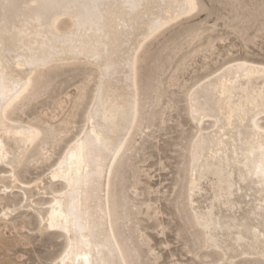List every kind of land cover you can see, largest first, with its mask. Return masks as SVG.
I'll return each instance as SVG.
<instances>
[{
    "label": "rangeland",
    "instance_id": "obj_1",
    "mask_svg": "<svg viewBox=\"0 0 264 264\" xmlns=\"http://www.w3.org/2000/svg\"><path fill=\"white\" fill-rule=\"evenodd\" d=\"M197 3L198 11L148 39L137 57V117L108 190L114 236L126 264H220L229 246L211 217L245 205L227 207L229 189L218 179L219 166L201 172L190 204V146L197 128L187 94L226 61L264 64V18L251 27L249 40L243 39L246 23L238 22L244 11L249 18L259 14L264 0ZM97 79L92 63H49L32 74L30 86L9 108L13 123L34 126L38 136L24 154L21 135L4 138L9 152L0 161V264H59L65 233L42 218L64 182L53 180L50 169L82 128ZM211 121L205 118L202 127ZM214 185L220 187L217 198ZM206 241L220 247H204ZM234 264H264V255H238Z\"/></svg>",
    "mask_w": 264,
    "mask_h": 264
},
{
    "label": "bare ground",
    "instance_id": "obj_2",
    "mask_svg": "<svg viewBox=\"0 0 264 264\" xmlns=\"http://www.w3.org/2000/svg\"><path fill=\"white\" fill-rule=\"evenodd\" d=\"M90 2L0 0V69L5 74L4 83L0 85V161H5L9 152L5 137L21 135L26 140L23 154L37 139L38 130L32 125L13 123L8 110L30 86L32 74L39 67L72 60H82L96 66L98 79L84 124L50 169L51 178L56 175L64 185L53 193L42 219L51 227L49 220L54 218L59 222L61 217H67L75 202L76 211L82 214L86 225L99 228L100 239L80 244L72 252H68V233L64 232L66 243L59 255V264H126L114 236L108 201L114 163L105 154L103 159L108 161L106 167L110 175L106 173L102 183L99 178L93 180L89 175L92 166L86 152H81L82 145L78 142L83 140L86 144L94 133L99 143H105L110 148L117 144L124 146L137 117V57L148 39L189 14L184 10L185 0H144L146 7L135 10L121 5L136 0H99L106 5L102 9L103 18H100L91 8L84 7ZM44 3L69 7L45 11L40 7ZM246 12H242L244 16L238 15L241 17L238 22L246 23L243 39L249 40L251 27L264 18V5L259 14L250 18ZM58 13L61 19L56 31L71 32L74 27L72 17L81 15L89 18L87 28L77 31L71 41L66 42L51 28ZM64 21L66 25L62 27ZM97 24L102 31H96ZM155 25L159 27L153 31ZM104 44L109 45L107 54L98 60L93 59L92 51L103 52ZM21 58H32L35 66L26 68ZM193 89L198 92L212 91L215 104L207 110L208 116L198 120L192 115L188 102L189 113L197 128L190 146V204H193L194 193L199 189L196 179L202 175L201 172L213 166L222 167V177L218 179H224L229 189L226 192L227 207L236 209L240 201L245 205L227 215L215 213L211 217L216 234L224 237L229 246L226 251L223 249L220 264H234L235 257L242 254L264 255V180L259 175L264 167V138L260 136V131L264 130L261 122L264 117L261 111L264 109V64L239 59L226 61L215 72L193 84L187 100ZM200 110L197 108V111ZM205 118L212 121L210 127L204 129L202 122ZM104 125L106 130L102 129ZM205 138H210L212 144L205 143ZM62 161H66L65 167L59 169L57 166ZM53 169L56 171L53 172ZM70 175L78 176L81 182L73 183L70 187L64 179ZM232 186L235 187L233 191L230 190ZM219 191L220 187L214 185L212 196H220ZM84 239H88L87 232Z\"/></svg>",
    "mask_w": 264,
    "mask_h": 264
},
{
    "label": "snow or ice",
    "instance_id": "obj_3",
    "mask_svg": "<svg viewBox=\"0 0 264 264\" xmlns=\"http://www.w3.org/2000/svg\"><path fill=\"white\" fill-rule=\"evenodd\" d=\"M45 11H48L52 8L57 7H69V5H61L58 3H44L40 5ZM85 8H91L94 12L98 14L100 18H103V12L102 9L106 7L103 3H100L99 0H91V2L87 5H84ZM121 7L124 8H131L133 10L140 9L146 7L144 0H136V2L131 4H124L121 5ZM184 10L186 14H194L196 11H198V3L197 0H185L184 3ZM63 15H67V13H63ZM61 19V14H56L55 19L52 21L51 28L56 33L57 36H61L65 39L66 42L71 41V37L75 35V33L79 30L86 29L87 25L89 23V18L87 16H73L72 19L74 21V27L71 32L68 33H60L56 31V25L58 21ZM124 28H127L128 25H121ZM159 25H155L153 27V31H155ZM96 31L100 32L102 31L99 24L96 26ZM109 45L104 44L103 52H99L98 50L92 51V58L93 59H100L101 56H104L107 54ZM22 63L26 68H33L35 66L34 61L32 58H21ZM19 66V64L17 65ZM111 63L109 58V64L108 69L110 70ZM5 80V74L2 69H0V85L4 83ZM26 87V86H25ZM2 98V97H0ZM188 102H189V108L192 111V115L196 119H200L202 116H208V109L212 108L215 104V94L212 91L207 92H198L196 89H193L192 94H189L188 96ZM197 108H200V111H197ZM262 112H264V109H261ZM219 123V121H218ZM253 124H255V120H253ZM103 130H106V125L102 126ZM85 136H87V130L85 131ZM260 136L264 138V130L260 131ZM99 138L95 137V134L93 133V136L90 137L86 144H84L83 140L79 141L78 143H81V152L85 153L87 155L88 162L92 166V172L89 174L93 180H96L99 178L100 182L102 183L104 175L107 173L110 175V170L107 169L106 164L108 161L104 160L103 157L105 154L109 156L111 159V162H115V157L120 155V149L123 148L122 144H117L114 148H110L105 143H99ZM199 142V138L197 140V143ZM205 143L212 144V140L210 138H205ZM75 147V146H73ZM262 155H264V149H262ZM66 164V161H62L60 165L57 167L59 169H64ZM56 169H53V172H55ZM259 175L261 176L262 180H264V167L261 168ZM52 179L56 180L57 176L52 175ZM64 179L67 180L69 183V186L73 183H80V178L78 176L70 175L68 177H65ZM262 188H264V183H262ZM49 226L51 227H59L64 232L68 233V252H72L74 250H77L80 244H87L89 240L92 239H100L99 236V228L98 227H92L87 226L83 216L81 213H78L75 208V202H73L72 207L69 210V213L67 217H61L59 222H57L56 219H50L49 220ZM88 233V239H84V234ZM75 237V239H74ZM204 247H219L215 242H208L206 241L204 243ZM68 252L65 253V255L68 254ZM87 259V257H85Z\"/></svg>",
    "mask_w": 264,
    "mask_h": 264
}]
</instances>
